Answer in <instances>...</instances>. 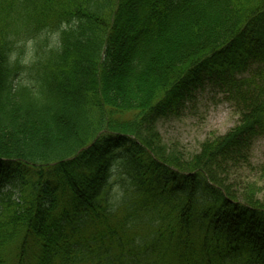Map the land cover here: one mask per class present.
<instances>
[{
    "label": "trees",
    "instance_id": "16d2710c",
    "mask_svg": "<svg viewBox=\"0 0 264 264\" xmlns=\"http://www.w3.org/2000/svg\"><path fill=\"white\" fill-rule=\"evenodd\" d=\"M207 80L240 120L188 155ZM260 138L264 0H0V264H264Z\"/></svg>",
    "mask_w": 264,
    "mask_h": 264
},
{
    "label": "rangeland",
    "instance_id": "374dc122",
    "mask_svg": "<svg viewBox=\"0 0 264 264\" xmlns=\"http://www.w3.org/2000/svg\"><path fill=\"white\" fill-rule=\"evenodd\" d=\"M51 36L56 37L57 34L51 33ZM32 44H28V52L34 51ZM24 60L28 62V59ZM28 75L29 72L19 73L18 78L25 79ZM226 91L215 80H207L193 91L177 113L158 123L164 142L193 155L200 151L201 145L208 139L225 135L236 127L240 115L236 103ZM251 164V169L246 168L239 173V180L256 183L261 189V197H264V138L254 143Z\"/></svg>",
    "mask_w": 264,
    "mask_h": 264
}]
</instances>
